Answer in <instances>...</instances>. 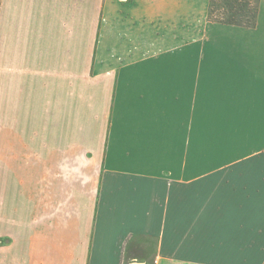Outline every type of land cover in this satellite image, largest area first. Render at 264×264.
I'll use <instances>...</instances> for the list:
<instances>
[{
    "label": "crops",
    "instance_id": "0c3cea01",
    "mask_svg": "<svg viewBox=\"0 0 264 264\" xmlns=\"http://www.w3.org/2000/svg\"><path fill=\"white\" fill-rule=\"evenodd\" d=\"M65 1L76 23L54 0L0 18V263L123 264L137 236L157 240L154 264H245L225 249L249 209L264 226V0L239 21L212 0H104L133 46L91 82L83 152L86 0ZM163 25L191 39L163 48Z\"/></svg>",
    "mask_w": 264,
    "mask_h": 264
},
{
    "label": "rangeland",
    "instance_id": "374dc122",
    "mask_svg": "<svg viewBox=\"0 0 264 264\" xmlns=\"http://www.w3.org/2000/svg\"><path fill=\"white\" fill-rule=\"evenodd\" d=\"M45 1L46 0H34V4L36 2L35 14L37 17L46 15L42 13V8L46 7ZM109 1L114 0H106V3ZM20 3L26 5L28 9L31 7L30 0H16V2L15 0H9L8 6L6 3V7H4L3 11L1 10V14L4 12L3 15L6 14L7 16H12L13 14H15L14 9L19 7ZM103 5L104 0H86V119L84 122H81L79 133L77 129L78 121L76 119H70L69 121V139L71 143V150L78 149L80 150V152L84 151V149L82 148H84L85 146L93 145L95 139V132L99 128L97 126V123H99V121L94 120V115L96 116L100 114L99 107L101 106L99 100L95 98V94L98 91H102L104 89L94 87L91 82L100 78L99 75L101 74V70H106L111 64L119 63V60L116 61V56L110 55V53L108 52L109 48L115 47L116 44L121 47L133 46V41L131 38L133 35H129V40H127L126 37H123L124 39H116L117 34L120 35L121 33L122 36L125 35L127 25H125L124 19L117 15V8L115 7V4L112 5V7L108 6L107 8L105 6L103 8ZM255 5L256 0H212L210 15H226L228 19L233 21H239L240 19L245 18H248L250 20V18H253ZM7 8L8 10H6ZM5 10L8 11V13L5 12ZM81 14L82 13L78 12L77 6H68L67 1L65 0H54L52 4V15H54L55 17L59 18L62 16H69L72 19V17L75 16V20L72 21H75L74 23H76L77 16H81ZM118 18L121 20L119 21ZM152 33L153 38L156 36V34V37L163 36V48H167L166 42L164 43V41H167V38H171V45L176 44V39H179V37L180 40L181 38L187 41L191 39L190 32L182 33L176 32L175 30L171 31L167 29L166 25H163V32L154 30V32ZM180 40L178 44L183 43V40ZM99 51L104 52L103 54H99ZM121 62H126L125 59L123 60V57L121 58ZM105 75L108 76V73ZM107 94L108 91L106 89L105 94H101L103 96L102 98H104ZM100 124L101 123H99V126ZM55 139L60 140L61 137H55ZM72 145H75V147H72ZM249 205H252V207H254L255 201H249ZM254 212V208L249 209V215L246 217V229L243 230L242 228V231L238 230L232 232L231 237L234 241L233 246L225 250L227 255L237 257L245 256L247 259V262L245 264H264V226H262L260 222H258L259 217L256 216ZM235 242L237 243V245H235L236 247L234 246ZM222 254H225V252ZM156 255L157 240L136 236L129 241V244L125 249V262H123V264H132L133 262L143 264L145 262H148L147 264H154L153 262L155 260ZM135 258H137L138 260H136Z\"/></svg>",
    "mask_w": 264,
    "mask_h": 264
},
{
    "label": "trees",
    "instance_id": "16d2710c",
    "mask_svg": "<svg viewBox=\"0 0 264 264\" xmlns=\"http://www.w3.org/2000/svg\"><path fill=\"white\" fill-rule=\"evenodd\" d=\"M2 3H3V0H0V18H1Z\"/></svg>",
    "mask_w": 264,
    "mask_h": 264
},
{
    "label": "water",
    "instance_id": "95a60500",
    "mask_svg": "<svg viewBox=\"0 0 264 264\" xmlns=\"http://www.w3.org/2000/svg\"><path fill=\"white\" fill-rule=\"evenodd\" d=\"M133 264H143V263H133Z\"/></svg>",
    "mask_w": 264,
    "mask_h": 264
}]
</instances>
